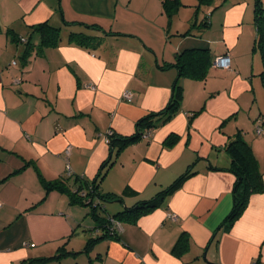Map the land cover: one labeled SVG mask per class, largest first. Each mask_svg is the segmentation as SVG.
Instances as JSON below:
<instances>
[{
    "label": "crops",
    "instance_id": "obj_1",
    "mask_svg": "<svg viewBox=\"0 0 264 264\" xmlns=\"http://www.w3.org/2000/svg\"><path fill=\"white\" fill-rule=\"evenodd\" d=\"M162 1L0 0V264L47 258L62 246L78 254L48 264H264V189L222 227L235 183L224 148L238 132L264 187V136L245 132L258 117L264 128V107L254 103L262 71L252 51L254 0H183L188 9L170 22ZM46 21L60 29L58 45L22 61V39ZM70 34L100 44L82 46ZM189 50H205L200 58L211 62L202 78L179 76L177 60ZM224 54L231 70L212 65ZM176 81L181 97L172 116L111 158L97 192L121 196L105 206L113 215L150 200L191 166L194 174L159 208L122 222L117 239L83 252L95 226L89 208L46 194L42 182L70 178V189L81 182L88 190L109 159L108 133L134 134L139 120L165 109ZM181 235L187 242L178 253Z\"/></svg>",
    "mask_w": 264,
    "mask_h": 264
},
{
    "label": "trees",
    "instance_id": "obj_2",
    "mask_svg": "<svg viewBox=\"0 0 264 264\" xmlns=\"http://www.w3.org/2000/svg\"><path fill=\"white\" fill-rule=\"evenodd\" d=\"M198 1L200 4H209L212 2V0ZM162 6L163 11L170 22V19L177 12L181 3L179 0H163ZM253 13L254 25L256 27V39L253 44L252 51L258 52L261 56L262 71L259 74V79L261 81L262 88L264 89V0H254ZM203 25L205 28L208 27L207 22ZM92 29L98 30L96 28ZM29 30L31 33L28 39L26 41L22 39V42H24V49L21 53L22 61H25L26 58L32 54L33 50H36V54L40 55L47 47L50 48L58 45L60 40V29L53 27L48 21L32 26ZM34 34L39 38L37 46L32 43V37ZM12 38L14 42H19V39L16 37ZM68 40L75 41L80 45L87 47H95L100 44L98 39L95 40L94 37H88L83 34H70ZM204 52L205 50H189L181 53L176 64L179 76L202 78L206 67L211 64L209 60L204 61L200 58V55ZM196 67H198L201 71L196 69ZM180 97L181 87L176 81L173 86V94L165 109L156 114L151 113L139 120L136 123L134 134L130 136L116 137L112 134L109 136V159L101 166V169L91 182V186L89 187V185L85 183L87 188L89 187L88 190H84L83 187H81V182L77 183L78 187L75 189H70L68 186L70 178L55 180L52 182H42L46 194L51 191H56L59 194L66 195L71 204H81L89 208V215L95 222V226L88 231L91 238L87 240L83 252H90L93 247L103 239H117L119 234L111 230L114 222H118L120 224L122 222H136L140 217L145 216L159 208L162 205V202L174 191H176L183 181L194 174L191 166L171 185L158 192L150 200L139 201L133 206L125 208L123 211L113 215L106 214L105 206L106 204H111L121 200V196L113 194H100L97 192L98 183L105 176L106 168L111 164V158L117 156L122 148L140 141L146 131H152L154 128L167 121V119H169L175 111V108L180 101ZM173 139L174 138L171 137L167 142L170 144ZM224 151L231 160L229 172H231L235 177V183L232 188L233 207L229 215L226 217L225 223L222 225V227L228 229L234 220L241 215L250 196L261 193L264 187L262 181L263 175L259 170L252 149L250 145L244 141L240 132L235 134L234 138L227 142ZM81 191L85 192L84 197L80 196ZM186 242V236L181 235L175 245V250L180 253ZM77 254L78 253L67 252L64 246H62L58 248L56 253L50 257L31 259L23 262L22 264H48L51 262H59L65 258L76 256Z\"/></svg>",
    "mask_w": 264,
    "mask_h": 264
},
{
    "label": "built area",
    "instance_id": "obj_3",
    "mask_svg": "<svg viewBox=\"0 0 264 264\" xmlns=\"http://www.w3.org/2000/svg\"><path fill=\"white\" fill-rule=\"evenodd\" d=\"M12 64H15L14 62H12ZM212 65L216 68H219V69H222V70H231V67H230V57L228 54H224V55H219L217 57H215L212 61ZM88 87L90 89H94V86L92 84H89ZM124 98L126 99H130V95L129 93H126L124 95ZM255 133L257 135H260L263 131V128H262V120L260 117H258L256 120H255ZM112 133L109 132L108 135L110 136ZM151 134V130H148L146 131L144 134H143V139H147ZM69 152V147L66 149L65 153L68 154ZM66 176L69 177L71 176V171H70V168L67 167V171H66ZM80 196L84 197L85 196V192H80ZM0 208H1V203H0ZM168 218L170 221L172 222H175L177 220V216L173 213H169L168 215ZM112 231H115L117 234H120L121 230H122V227H121V224L118 223V222H114L113 225H112V228H111ZM25 246H27L26 244H24ZM31 247H33V245H30Z\"/></svg>",
    "mask_w": 264,
    "mask_h": 264
},
{
    "label": "rangeland",
    "instance_id": "obj_4",
    "mask_svg": "<svg viewBox=\"0 0 264 264\" xmlns=\"http://www.w3.org/2000/svg\"><path fill=\"white\" fill-rule=\"evenodd\" d=\"M180 2H182L183 0H179ZM185 1V0H184ZM186 1H188V2H190V3H188V6H192V5H195V1H198V0H186ZM245 1H247V0H245ZM194 2V3H193ZM215 2V0H212V3L211 4H213ZM252 2H253V0H251V4H252ZM182 5V4H181ZM190 8V7H189ZM188 8H186V7H179L178 8V10H177V12L176 13H179V14H184L185 12V10H187ZM191 10H194V9H192V8H190ZM179 11V12H178ZM175 13V14H176ZM258 53V52H257ZM256 85H257V87H256V100H255V104L256 103H259V104H261L262 105V107H264V89L262 88V84H261V81H256ZM262 114V113H261ZM255 122H254V124H252V123H249V125H248V127H247V129H245V132H246V136L249 138H251V137H255V139H259V138H261V137H263L264 136V128H263V126H262V128H263V131H262V133L260 134V135H257L256 133H255ZM107 205V204H106ZM108 206V205H107Z\"/></svg>",
    "mask_w": 264,
    "mask_h": 264
},
{
    "label": "water",
    "instance_id": "obj_5",
    "mask_svg": "<svg viewBox=\"0 0 264 264\" xmlns=\"http://www.w3.org/2000/svg\"><path fill=\"white\" fill-rule=\"evenodd\" d=\"M117 202H120V201H117Z\"/></svg>",
    "mask_w": 264,
    "mask_h": 264
}]
</instances>
